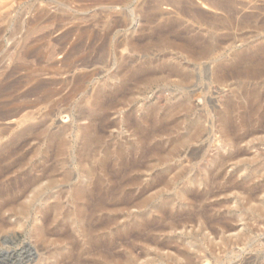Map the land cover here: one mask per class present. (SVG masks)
<instances>
[{
	"label": "rangeland",
	"instance_id": "1",
	"mask_svg": "<svg viewBox=\"0 0 264 264\" xmlns=\"http://www.w3.org/2000/svg\"><path fill=\"white\" fill-rule=\"evenodd\" d=\"M203 1L0 0V80H2L3 77L5 78L7 73H10V71L12 72V69L15 70L14 68H17V65L19 66L24 58V60L27 61V70H29V68L30 70L44 69L47 72V74L46 72L44 73L45 75H40L39 79L52 84L51 88L56 92L48 102H44L34 108H29L13 119L5 121L0 120V145H9L17 139L25 126L23 120L25 116L27 117L30 113H35V122H40L41 124L43 122L42 126L45 124V119L48 118V127L53 132L59 133L65 127L66 136H68L66 137L68 140V150L64 154H60L56 146H49L44 135H38L37 137L39 139L35 138L37 140L31 139V141L25 144L26 146L23 145L24 148L20 149L21 151H18L19 153L17 152L18 154H15L13 157V159H21V165L23 162L22 168H25L22 169L21 165H19L20 168L17 166V170L15 168V171H11L2 181L10 183L12 179L15 180L21 172L27 170L31 171L30 169H33L34 171L32 174L37 171L35 176L44 177L43 181L45 185L48 183L49 176L52 175H55V177H57L56 179L58 181L60 180L59 184H61V180L64 179V171L67 170L72 174L71 182L76 183L80 180L87 181L88 178L85 169L95 166L96 175L104 176L103 179L106 184L112 185L115 175L111 169L119 167L120 165V162L115 161L117 158L116 151L121 147L126 151H135L137 147H140L139 140L141 136H137V134H140L142 125L141 122L139 124V121L142 120L141 118L145 115L146 110L148 111V108L152 109L155 107H168L177 101L181 102L187 100L188 105L190 104L191 106V113L189 112V118H187V121H189L187 122L184 120V122L186 121L185 124L180 123V127L182 128L180 133H185L183 128H185L186 125H193L198 119H203L205 127L208 130L211 129L213 132L214 128H211L213 127L212 122L215 115L222 111L223 104L228 100L236 101V95L242 94L240 89L241 86L238 87L240 83L237 81L238 79L236 77L230 75V77L228 76L226 78L227 81L224 79L220 82L214 79V76L219 71L218 64H231L236 54L242 52L253 53L264 43V0H224L225 3L230 4L231 2L230 5H236H232L231 8H222L221 10L210 8L209 0H206L208 4L206 2L203 3ZM224 1L222 0L221 2ZM236 7H238V9ZM194 8L196 12H193L195 11ZM260 8H262V10ZM197 9H199L198 13ZM236 10L238 12H236ZM225 11L231 15L234 14L235 16L233 15V17L229 14V17L231 16L234 20L231 21L232 18H229ZM200 12L201 14H199ZM202 13L204 17L206 15L207 20L201 16ZM200 16L203 18L202 21H206V24L205 22L201 23ZM248 16L249 18L251 16L250 20L255 23L250 22ZM253 16L258 19H254ZM215 17L221 20V24L219 23L220 20H218V22L216 19L213 20ZM244 18L248 19V21ZM244 20L246 23L243 22ZM256 20H258V22ZM211 21L215 22L211 23ZM224 22L226 24L229 23L227 25L225 24L228 28L222 24ZM168 23H173L176 27L179 26L178 29L180 30L186 28L193 30V33H200L201 31L204 37L210 32V34L214 36V42L217 41L214 43L216 52L212 59L213 62L209 60L210 63L212 62L210 64L208 61L202 60L199 64L195 65L193 70L194 73L196 72V78L181 91L177 90L176 85L178 79L176 77L168 78L167 72L158 73V70L164 66L189 63L186 56L175 49V45H177L175 43H180L181 40H175V36H171L172 40L168 39L166 45H160V39H156L159 42L157 45L156 42H153L155 39L153 40L150 36L152 35L153 28ZM215 23L222 28H219ZM210 24L214 27L217 26L216 31L209 27ZM85 30L88 33H86ZM84 33H86V36L83 38L82 34ZM189 35L190 34L184 35V38L187 39ZM79 37L82 40H80ZM131 41L133 42L131 43ZM131 45H133V47ZM103 46L107 48L106 53L104 52L105 50L102 49ZM134 47L135 49L136 47L139 48L136 50L140 52L135 49L133 50L132 48ZM147 47L150 49L148 50ZM142 48H144V50ZM145 48L146 51L148 50L147 52H144ZM141 51L146 53L147 56ZM155 60L156 66L154 67L157 68V75L154 73L148 80L133 86L132 90L128 93L127 99L129 100H126V103L123 105L124 107L119 105L117 107L118 110L116 109V111L114 110L111 112L106 121L96 123L97 131L101 130L100 132L103 134V143L99 147L87 149L82 139L80 129L89 126L90 121L83 120L79 122L74 119L80 112V104L86 101V97L90 98L100 86L109 83L112 77L119 73L123 74L121 72L122 69H124L122 66L125 64L127 65V62L132 61L138 65ZM74 65H76L77 68ZM23 68L24 69L19 71L18 77L26 75L27 71H25V66ZM221 69H223V66ZM83 74H89L91 76L85 84L83 91L80 94L72 96L73 88H75L74 79ZM247 85L246 87L249 90L261 86L260 88H262L264 92V78L250 81ZM28 88L29 86L21 89L17 94L21 95ZM238 89L240 90L239 92ZM39 96L41 97L42 95ZM37 97L32 96L27 98V100L21 98L19 99V104H15L20 106L26 101L37 100ZM6 99L7 98H4L3 100ZM15 104L9 108H17L18 106H15ZM105 124L107 125L105 126ZM253 126L254 127L250 128L254 131L253 134L251 131H249L250 134H248V130L242 132V134L246 135L244 136L245 141L242 140L243 143L241 142L242 144L240 143L236 149L230 146L226 148L224 142L222 143V141H220L223 139H218L220 134L216 136V134L213 133L211 136L212 140L205 138L202 142L194 144L188 149L181 148L180 155L177 158H172V160L170 158L169 163L164 166H160L159 156L161 154H168L173 146L170 147L169 144L166 145L160 153L156 144L158 141L153 140L146 149V153L143 152L145 149H142V153L139 152V154H137L138 160L143 157L141 159L142 166L134 169L128 167L129 170L125 172L124 175L132 179H134V177H140L139 184L130 187L124 186L123 190L125 192L128 191L129 194L127 193L128 196L120 198L119 201H117L118 199L116 201L113 200L114 198L107 199L104 207L105 209L102 212V219L99 218L97 221L102 224L104 232L112 231L116 233L118 237V248L115 250V257L101 264H129V246H132V251L137 256H135L133 260L134 263L131 264H184L183 262L187 264V260L182 259V257H178L181 261H176L177 254H175V252L178 253L177 251L181 252L183 249L187 248H190L189 251L194 252V242L199 239L205 240L204 245L208 244L204 246V251L206 252L202 253L203 255L207 253L206 255L208 257L199 254L201 259L195 263L194 256L192 258L194 264H264V224L263 222H260L261 224L257 222L256 216H253L250 207L246 205V201L244 200L248 195V191L255 186L259 188L260 185L262 186L260 189L264 188V123H256ZM175 137L176 135L173 136V138ZM106 143L111 148H108ZM122 143H124V145ZM125 143H127V145ZM210 145H215L213 148L217 150H211ZM255 146L258 150L260 149V151H257ZM203 147L208 151L222 152L224 156L235 153L233 149L239 152L243 150L240 156L243 153L244 155L241 157L238 156V159L236 158L232 162L230 161L223 169V176L220 179L221 182L214 186L217 188L215 189L217 198H212V196L204 203L206 205L217 204L216 207L218 205L223 207L220 210L218 206L215 215L222 214L223 217L226 216V222L229 221L230 223L227 222L228 224H233L234 229L225 235L216 234L217 236L215 233L211 234V229L206 230V233L202 232L200 225L187 221L188 219L185 216H179L180 218H178L175 215V211L179 212L181 215L184 213L186 214L185 211L188 212V204L185 203L183 205L180 202V207L177 202H174L177 205L172 206V210H174L172 213L177 218L174 216L168 219L162 217V220L166 221H164V227H166L164 230L166 231H161V233L163 232L162 234L160 232H153L150 238L155 239L157 242L147 243L149 236L140 238L134 231L133 222L141 221L143 218L147 220L150 217L155 219V223H160L161 216L155 214L157 208L164 204H171L173 201L182 198L183 194L187 191L194 189L202 191L204 189L205 186H201L197 181H193L192 183H188L187 181L189 178H200L201 173L204 175L203 171H199V168L190 162L194 152L195 154H199ZM107 149L111 151L110 158L114 160L108 173L101 168L100 161L89 160L85 162L84 157L89 152H94L98 158L101 157L108 160L106 158ZM261 154L262 157H260ZM23 158L24 160H22ZM254 158L258 161V164L254 163ZM13 159H8L9 161H5L4 164H10ZM64 160L65 162H63ZM4 164L2 166L5 167ZM182 165H184V169ZM186 166H188V168ZM242 167L243 169L240 170ZM242 171H244V173ZM261 172L263 173L262 175ZM257 174H260L261 177H257ZM46 175H48V178ZM180 175L184 176L180 177ZM28 176L23 175L22 178H25L24 180L21 178L20 181H26L27 178H29ZM252 176H255V179L252 178ZM119 182L122 181L118 179L117 183ZM240 184V188H234ZM221 187L222 191L220 190ZM103 189H105V187ZM56 190L57 189H55V191ZM260 192H258L257 197L260 196L258 199L264 200V191L261 194ZM7 200H2V203L7 202ZM182 200H184V197ZM182 200L179 199L177 201ZM53 202L54 200L45 202L26 198L15 204L24 203L26 205H31L28 211L22 213L19 209L14 207L15 205L12 207V204H9V207L7 206L5 210L0 213V264L49 263L46 259L55 249L61 246V241L64 240L63 234H55L53 232L54 226L52 218L54 215L50 211L44 212L48 224L47 231L44 233H37L35 226H40L42 224V218L40 221V217H36L37 213L41 212ZM198 204L200 206L202 205L201 203ZM198 204L197 207L200 208ZM63 205L64 211L61 218L66 219L70 217V215L75 214L76 207L73 200L64 199ZM144 205H149V209L146 211L145 215L140 218L141 215L139 211ZM185 207L186 209H184ZM37 219L39 221H37ZM231 219H233V221H231ZM174 221H177L176 224H173ZM65 225L68 229H73L71 221H66ZM246 232L252 234L249 233V236L251 235L250 238L248 236L247 240L244 241L245 243L243 242L242 245L240 243L234 244L237 242L238 235H243ZM223 238L227 239L231 243V246L225 247V245H223ZM150 243L153 247H150L151 245L147 247ZM158 244H165V249L161 251L156 247L159 246ZM208 246L211 247V249L214 247L212 249L213 251L206 248ZM173 247L177 248L176 251ZM211 251L212 254L210 253ZM6 258H9L11 261L8 262ZM88 264H95V262L88 260Z\"/></svg>",
	"mask_w": 264,
	"mask_h": 264
},
{
	"label": "bare ground",
	"instance_id": "2",
	"mask_svg": "<svg viewBox=\"0 0 264 264\" xmlns=\"http://www.w3.org/2000/svg\"><path fill=\"white\" fill-rule=\"evenodd\" d=\"M221 1L222 0H209L208 2H209V5L211 6V7L210 6L209 7L221 10L222 8H224V9L229 8V7L231 8V6L233 5V4L230 5L231 2H230V4L225 3L226 0L225 1L223 0L224 2H221ZM228 1H230V0H228ZM205 2H206V0L203 1V3H205ZM232 2H234V1H232ZM235 5H233V6H235ZM236 8L238 9V7H236ZM260 9L262 10V8H260ZM157 10H158V8H157ZM194 10H195V8H194ZM187 11L189 12L188 9H187ZM198 11H199V9H197V13H198ZM226 11H225V13H227ZM193 12H196V10ZM236 12H238V11L236 10ZM199 14H201V12ZM227 14H228L227 16L229 17L230 13H227ZM233 15L234 14H232L231 16L233 17ZM201 16L204 17L203 13ZM201 18H200V21L203 20V18L202 19ZM204 18H206V15ZM223 18H221V19H223ZM248 18H249V16H248ZM215 19H216V17L213 20H215ZM250 19H251V16L249 18V21L253 22ZM254 19H258V18L254 17ZM205 20H207V18ZM205 20L202 21L201 23L205 22V24H206ZM218 20H220V19H216L217 22H218ZM232 20H234V19L232 18L231 21ZM241 20H242V18H241ZM245 20L248 21V19H245ZM245 20L243 22L246 23ZM196 21H198V20H196ZM209 21H210V19H209ZM256 21L258 22V20H256ZM212 22H215V21H211V23ZM225 22L222 23L224 26L226 24ZM208 23H210V22H208ZM219 23L221 24V20ZM253 23H255V22H253ZM262 23H263V21H262ZM227 24H229V23H227ZM207 26H209V25H207ZM212 26L210 24L209 27H211L212 29H214L216 31V27L219 25H217L215 27L214 26L212 27ZM225 27H227V26H225ZM178 28H179V26L176 27V25L173 23L172 24H170V23L164 24V25H161L159 27L153 28L152 33H151L152 35H150V36L152 37L153 40L155 39V41H153V40L152 41L156 42V44L159 43L156 39H160V45H166L168 39L172 40L171 36L172 37L175 36V40L176 39L181 40L180 43H178V42L175 43V44H177V45H175V49H177L182 55H185L186 59L189 61V63L186 62L187 64L164 66L163 68L161 67L160 70H158L159 71L158 73H166L167 72L168 78L176 77L178 79L177 85H176L177 90L181 91V90L185 89L186 85H188L193 79L196 78V76H195L196 72L194 73V70H193V67L195 65L199 64V62H201L202 60H206L208 62H209V60L212 61L214 53L216 52L215 47H214V43H216L217 41L214 42V36H213V34H210V32L208 34H206V36L204 37V36H202L200 30H199L200 33L199 32L193 33V30L186 29V28L185 29L183 28V30H180ZM219 28H222V27L219 26ZM219 28H217V29H219ZM32 33H33V31H32ZM86 33H88V32L86 31ZM86 33L82 34L83 38H84V36H86ZM186 34L187 35L190 34L187 39L184 38V35H186ZM203 34H204V32H203ZM79 38H78V40H79ZM30 40H31V38H30ZM80 40H82V39L80 38ZM132 42L133 41H131V43ZM133 45H134V43H133ZM133 45H131V46L133 47ZM102 49L105 50L104 52L106 53L107 48H105L103 46ZM132 49L134 50L135 47ZM136 49H139V48L136 47ZM142 49L144 50V48H142ZM149 49L150 48H148V50ZM136 51L140 52L139 50H136ZM147 51L145 48L144 52H147ZM138 52H135V53H138ZM141 52L143 53V51H141ZM102 53H103V51H102ZM143 54H146V53H143ZM145 56H147V54ZM182 57H184V56H182ZM19 60H22V59H19ZM69 60H70V58H69ZM232 60H233V62L231 64H228V65H225V63H223V65L218 64L219 71L217 72V74L215 73L216 75L214 76L215 77L214 79L218 80L220 82L224 79L226 80V78L228 76L230 77V75L236 77L238 80L234 77H232V78L239 81L240 85L238 82L237 83L239 85L238 87L241 86L240 89L242 91V94L236 95V98H237L236 101H231V100L229 101L228 100L227 102H225L223 104L222 111L218 112L217 115H215L214 120L212 122L213 124L211 123L213 125V127H211V128H214L215 130L213 129V132L211 129H210L211 131L208 130L205 127V123H203V119L197 118L198 120L193 125H191V126L186 125L185 128H183L185 133H180V130H182V128L180 126H181V124H185V122L187 121V118H189V116H188L189 112L191 111V106H190V104L188 105L187 100L181 101V102L177 101L175 103H172L170 106L164 107V108H162V107H155L152 109L148 108V111L146 110L145 115H143V118H141L142 120L139 121V124L141 122V125H142L141 129H140V134L139 135L137 134V136H141V138L139 140V146L140 147L138 148L136 146L137 148L135 149V151L134 150H131V151L128 150L130 152L124 150L123 147H121L120 149H118L116 151L117 158L115 161L120 162V165H119V167L111 169V171L115 175L114 183H112V185L106 184V182L103 179L104 176L96 175L95 166L94 167L91 166V168L85 169V173L87 174V178H88L87 181L86 180L85 181L80 180V181H77L76 183L71 182L72 174L70 173V171L67 170V171H64L65 172L63 175L64 179L61 180V184H59L60 180L58 181L56 179L57 177H55V175L51 174L52 176H49V178H48V175H46L49 180L48 181L46 180L48 183H47V185H45L44 184L45 182L43 181L44 177L42 178V176L41 177L35 176V173L37 171L34 174H32L34 171L33 169H30L31 171L27 170V171L21 172L20 175L17 178H15V180L12 179V181L10 183L9 182L8 183L3 182L2 179H4V177H6V175H8L11 171H13L17 166H18V168H20L19 165H21V159H19V158L13 159L15 154H18L19 153L18 151H21L20 149L24 148L23 145L28 144L29 141H31V139L33 140L35 138H38L37 137L38 135H44L46 140L48 141L49 146H52V147L56 146L57 150L60 154H64L68 150V140L66 138L68 136H66L65 127L59 133L53 132L48 127V123H49L48 118H47L48 116L46 117L47 119H45V121H44L45 124L42 126L43 122H42V124L40 122H35V116H34L35 113L34 114H32V113L28 114L27 117L25 116V119L23 120V123L25 125L24 129L22 128L23 131H21L22 133L20 135H18L17 139L9 145L8 144L0 145V213H2L7 206L9 207V204L10 205L12 204V207L15 205L14 207L19 209L22 213L25 211H28L31 208V205H29V204L26 205L24 203L15 204L21 200L26 199V198L33 199V200L37 199V200L45 201V202L54 200V202L52 204L48 205L45 209L42 210L43 212L41 211V212L37 213V215H36L37 218L40 217V221L42 218V224L40 226H35V230L37 231V233H44L45 231H47L48 224H47V219H46V215L44 214V212L50 211L54 215L52 218L53 226H54L53 232L55 234H57V233L63 234V237H64V240L61 241V246L59 248L55 249L53 251V253L47 257L46 260L49 261V263H46V264H88V260L95 262V264H101V263L108 262L110 259L115 257V250L118 248V246H117L118 245V237H117V234L112 232V231L104 232V228L102 227V224L98 223L97 221L99 218L102 219V212L105 209L104 207H105V203H106L107 199L114 198L113 200L116 201L118 199L117 201H119L120 198H125L128 196L127 195L128 191L125 192L123 190L124 186L130 187V186H134V185L139 184L140 177H134V179H132L131 177H129V176L126 177L124 175H125V172H127L129 170V168L134 169V168H137L139 166H142L141 159L143 157H141L139 160L137 159V154H139V152L142 153V151H141L142 149H145L143 152L146 153V149L150 146V144L152 143L153 140L158 141L156 144H157V149L159 152L162 149H164V147L168 144L170 145V147L173 146L172 150L168 154H166L167 156L165 154H163V155L161 154L159 156L160 157V163L159 164H160V166H164L167 163H169L170 158L172 160V158L173 159L177 158L180 155V149L181 148L188 149L192 145L198 144L199 142H202L205 138H208V140H209V139H211V136L213 133H215L216 136H219L217 134H220L221 137L219 136L220 138L218 137V139H223L220 141H222V143L224 142L226 148L230 146V147H235V149H236L241 142L243 143L242 140H244V136H246L245 134H242V132L248 130V134H250L249 131H251V133L253 134L254 131H252L250 128L254 127L253 125L256 123H259V124L264 123V92L262 91V88H260L261 86L260 87L258 86V88H255V89H253L252 88L253 86H252L251 87L252 90H249L246 87L247 83H249L250 81L259 80V79L264 78V43H262L261 46L258 49H256V51H254L253 53H246V52L238 53L233 57ZM26 62L27 61H25L23 58V61L21 62V64L19 63L20 65L19 66L17 65V68H14L15 70L12 69V72L10 71V73L6 74L5 78L3 77V79L0 80V120H2V121L13 119L14 117L19 116L23 111H26L29 108H32V107L34 108L36 106H39L40 104H43L44 102H48L51 99V97L56 93L51 88L52 84L39 79V76L44 74L46 71L44 69H42V70L41 69L40 70L31 69L30 70L29 67H28L29 70H27V68H26L27 63ZM67 62H69V61H67ZM131 62L132 61L127 62V65L125 64L122 66V68H124L121 71L123 74L118 72L119 74L112 77V79L109 83H107L103 86H100L95 91V93L93 95H91L90 98L86 97L85 98L86 101H84L80 104V107H79L80 112L77 111L79 113L77 114V116L74 119H75V121H79V122L83 121V120L90 121V123H89L90 125L88 124L89 126L80 129L82 139H83L85 147L87 149H91L93 147H95V148L99 147L103 143V134H102V132H100L101 130L97 131L96 123L106 121L108 116L111 114V112H113L114 110L116 111V109L119 105L123 106L126 103V100H129V99H127L128 93L132 90L133 86H135L138 83H141L142 81L148 80V78H150L152 75H154V73H156V75H157V68L154 67V66H156L155 65L156 60L155 61H147V62L138 64V65H136V63H134V62H132V63ZM70 63H72V62H70ZM133 63H134V65H133ZM24 66L26 68L25 71H27L26 75L22 76V77H18L19 71L21 69H24L23 68ZM74 66L77 68L76 65H74ZM222 66H223V69H221ZM31 67H33V66H31ZM220 69H221V71H220ZM60 70H62V69H60ZM53 71H55V70H53ZM46 74H47V72H46ZM90 76L91 75H89V74H83V75H79L77 78L74 79L75 88H73L74 90L72 91V96L75 94H80L83 91L85 84L88 82ZM224 83H226V82H224ZM251 83H253V82H251ZM28 86H29V88L25 92H23L21 95L17 94L21 89L26 88ZM239 91L240 90L238 89V92ZM39 95H42V96L40 97ZM32 96H36V97L38 96L36 98L37 100L29 101V102L26 101L25 103L21 104L20 106L15 104V103H18L19 99H21V98L22 99L25 98V100H27V98H30ZM4 98H7V99L3 100ZM14 104H15V106H18V107L17 108L13 107V109H10L9 107L14 106ZM84 108H85V110H84ZM88 111H89V113H88ZM184 120H186V121L184 122ZM209 121H210V119H209ZM40 124H41V126H40ZM106 125L107 124H105V126ZM66 128H68V127H66ZM69 129H70V126H69ZM176 130H177V132H176ZM67 133H69V132H67ZM137 133H139V132H137ZM175 135H176V137L173 138V136H175ZM35 140H37V139H35ZM209 143H212V142H209ZM104 144H105V142H104ZM122 144L124 145V143H122ZM125 144L127 145V143H125ZM107 146H108V144H107ZM213 146L215 147V145H213ZM213 146H211L210 149L211 150L215 149V151H216L217 149L213 148ZM205 147H203V149L201 148L202 149L201 151L199 150L201 153L198 151L199 154H195V152H194L193 158L190 161L191 163H193L194 166L199 168V171L200 170L203 171L204 175H202V173H201V177L199 176L200 178L196 177L193 179V178L188 177L189 179L187 180L188 183H192L193 181L194 182L197 181V183L200 184L201 186L202 185L205 186L204 189L202 191L201 190L200 191L195 190V189L187 191L183 194L184 200H182L183 197L179 198L182 201H177L179 199L175 198L177 200L173 201L171 204H168V205L164 204V205H161L159 208H157L156 211L158 213L155 212V214H159L161 216L160 217L161 218L160 223H155V219L150 218V217L147 220H145L143 218L141 221H137V222L135 221V223L133 222V225L135 228L134 231L136 232V234L140 238L144 237V236H149V238H148L149 240L147 243L157 242L155 239L150 238V236L153 232L154 233H156V232L161 233V231H166V230H164L166 228V227H164V223L166 221L162 220V217L168 219L169 217L171 218V216H174L172 213V211H174V210H172V206L177 205L174 202H177L178 204L181 202V204H183V205L185 203L188 204V212L185 211L186 214L182 213L183 215H181V214H179V212L175 211V215L178 218H180L179 216H183V217L185 216L188 219L187 221L200 225L202 232L206 233V230L211 229V231H210V232H212L211 234L215 233V235L216 234L217 235H219V234L225 235L234 229L233 224H228L227 222H229V221L226 222V220H225L226 216L225 215H224L225 217H223L222 214L215 215L216 209L218 208L219 205L216 207L217 204L216 205L215 204L214 205L213 204L212 205L211 204L206 205L204 203L206 201H208L212 196H213L212 198H214V197L217 198V195L215 194L216 193L215 189H217V188H215L214 186L218 185V183L221 182L220 179L223 176V169L228 165V163L230 161L232 162L234 159H236V158L238 159V156H240V153L243 150L241 152H239L238 150L233 149L235 151V153H232V154L230 153L228 156H224V155H222L221 150H220L221 153H219V151L218 152H212V151H208L207 149L205 150ZM108 148H111V147L108 146ZM155 149H156V147H155ZM225 149H222V150H225ZM255 149H257L256 146H255ZM106 151H107L106 158L108 160H105L101 157L98 158L97 155L94 154V152H92V153L89 152L84 157L85 162H88L89 160L100 161L101 168H103L104 171L106 173H108L110 171V166H112L114 163V160L112 158H110L111 157V151L109 149H107ZM236 151H238V152H236ZM257 151H260V149L259 150L257 149ZM262 154L260 157H262ZM242 155H244V153ZM8 159H13L14 161L12 160V162L8 165L6 164L7 165L6 166L4 164V162L9 161ZM22 160H24V158ZM254 160H255L254 163L258 164V161H256L255 158H254ZM257 160H258V158H257ZM63 162H65V160ZM3 164L5 165V167L2 166ZM22 165H23V162H22ZM22 165H21V168H22ZM85 166H83V167H85ZM114 166H116V165H114ZM182 167L184 169V165H182ZM186 167L188 168V166H186ZM243 167L240 170H242ZM24 168H22V169H24ZM30 168H32V167H30ZM16 170H17V168H16ZM18 171H19V169H18ZM242 172L244 173V171H242ZM262 172H261V175L263 174ZM259 173H260V171H259ZM183 174H184V172H183ZM23 175L24 176L30 175V176H28L29 178H27V180L25 179L26 181H20L21 178L23 177ZM257 175H258L257 177H259V178L261 177L260 174H257ZM44 176H45V174H44ZM183 176L180 175V177H183ZM224 176H225V174H224ZM178 177H176V178H178ZM254 177L252 176V178H254ZM24 178H22V179L24 180ZM118 179H120L122 182L117 183ZM251 181H252V179H251ZM240 186H241V184L239 186L237 185L234 188H237V187L240 188ZM104 187H105V189H103ZM198 187H199V185H198ZM260 187L262 188V186L259 185V188H256V186H255L251 190L248 189L249 190L248 195L245 194V195H247V197L244 196L245 197L244 200L246 201V205L250 207L251 213L253 214V216L254 215L256 216L257 222H259V223L263 222V224H264V200H259L258 198L260 196L257 197L258 192L261 191L260 192V194H261L264 191V188L260 189ZM55 189H57V190L55 191ZM220 190L222 191V187ZM223 192H225V191H223ZM244 193H242V194H244ZM7 199H9V200H7ZM64 199L73 200L74 205L76 207L75 214L70 215V217H68L66 219L61 218V215L64 211V205H63ZM2 200H7V202L2 203L3 202ZM198 203H201L202 205L200 206ZM197 204L200 206V208L197 207ZM179 206L181 207L180 204H179ZM148 207H149V205H144L141 207V209L139 211L140 215H141L140 218H142V216L145 215L146 211H148V209H149ZM222 208L223 207H220L219 209L221 210ZM242 208H244V207H242ZM184 209H186V207ZM177 217H175V218H177ZM254 219H255V217H254ZM229 220H230V218H229ZM37 221H39V220L37 219ZM66 221H71V223L73 225V229H68L66 227V225H65ZM231 221H233V219H231ZM100 222H101V220H100ZM176 222L174 221L173 224H176ZM177 225H178V223H177ZM174 227H175V225H174ZM137 229H138V232H137ZM170 230H171V228H170ZM249 231H251V230H249ZM167 233H169V232H167ZM249 233L250 232H246L243 235H238L239 237L237 239V242L234 244L240 243L242 245V243L247 240ZM250 236H249V238H250ZM194 237H196V236H194ZM196 239H199V238H196ZM204 242H205V240L203 241L202 239L195 241L194 246H193V247H195V249H193L194 252L189 251L190 248L183 249L181 252L177 251L178 253L175 252V254H177L176 255V261H178V260L181 261V259H179V258L182 257V259L187 260L186 261L187 264H194L192 261V258L195 256L194 262L197 263L196 261L201 259L199 257V254L206 252V251H204V246H207L208 244L204 245ZM151 243L148 244L147 247H149V245H151L150 247H153ZM175 244H177V243H175ZM158 245L159 246H156V247H158L161 251H163V249H165V246L167 244L165 246L161 245V244H158ZM223 245H225V247H228L229 245L231 246V243L227 239L223 238ZM156 247H155V249H156ZM168 247H169V245H168ZM173 248H175V247H173ZM206 248H209V250L211 249V247H209V246ZM206 248H205V250H206ZM213 248L214 247H212V249ZM176 249L177 248H175V251H176ZM129 250H128L130 253L129 264H131V263H134L133 260H134L136 255L132 251V246H129ZM212 251L210 252L211 254H212ZM206 254L205 255L202 254V255L205 257V256H207ZM9 258H6V260L8 262L11 261ZM183 263L186 264L185 262H183Z\"/></svg>",
	"mask_w": 264,
	"mask_h": 264
}]
</instances>
